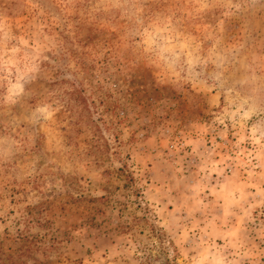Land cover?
Returning <instances> with one entry per match:
<instances>
[{
  "label": "rangeland",
  "instance_id": "obj_1",
  "mask_svg": "<svg viewBox=\"0 0 264 264\" xmlns=\"http://www.w3.org/2000/svg\"><path fill=\"white\" fill-rule=\"evenodd\" d=\"M0 264H264V0H0Z\"/></svg>",
  "mask_w": 264,
  "mask_h": 264
}]
</instances>
